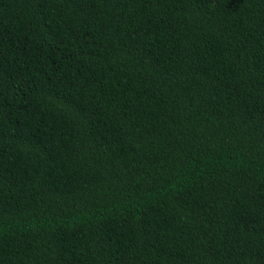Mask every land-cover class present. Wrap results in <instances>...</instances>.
I'll return each mask as SVG.
<instances>
[{"label": "trees", "instance_id": "1", "mask_svg": "<svg viewBox=\"0 0 264 264\" xmlns=\"http://www.w3.org/2000/svg\"><path fill=\"white\" fill-rule=\"evenodd\" d=\"M0 264H264V0H0Z\"/></svg>", "mask_w": 264, "mask_h": 264}]
</instances>
